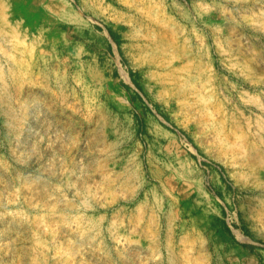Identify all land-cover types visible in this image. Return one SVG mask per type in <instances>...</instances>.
I'll list each match as a JSON object with an SVG mask.
<instances>
[{"label":"rangeland","instance_id":"374dc122","mask_svg":"<svg viewBox=\"0 0 264 264\" xmlns=\"http://www.w3.org/2000/svg\"><path fill=\"white\" fill-rule=\"evenodd\" d=\"M0 264H264V0H0Z\"/></svg>","mask_w":264,"mask_h":264}]
</instances>
